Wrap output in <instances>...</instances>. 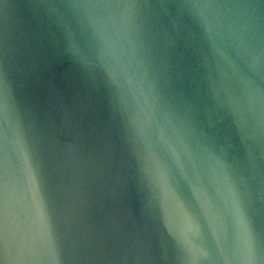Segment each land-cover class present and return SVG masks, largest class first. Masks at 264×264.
Wrapping results in <instances>:
<instances>
[{
	"label": "water",
	"instance_id": "95a60500",
	"mask_svg": "<svg viewBox=\"0 0 264 264\" xmlns=\"http://www.w3.org/2000/svg\"><path fill=\"white\" fill-rule=\"evenodd\" d=\"M0 264H264V0H0Z\"/></svg>",
	"mask_w": 264,
	"mask_h": 264
}]
</instances>
